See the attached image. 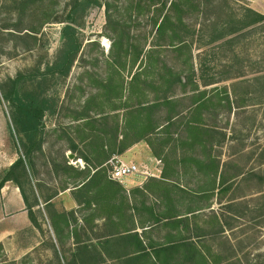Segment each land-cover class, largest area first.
<instances>
[{
  "label": "trees",
  "instance_id": "obj_1",
  "mask_svg": "<svg viewBox=\"0 0 264 264\" xmlns=\"http://www.w3.org/2000/svg\"><path fill=\"white\" fill-rule=\"evenodd\" d=\"M95 8L105 9V36L112 42L111 49L107 57L100 52L103 61L97 57L90 62L93 73L85 70L82 78L88 77L87 85H76L73 89V93L79 92L83 98L80 108L69 109L71 112L67 113L73 125L61 133L59 128L52 131L67 146L60 162L53 163L54 171L69 177L78 190L83 183H86L84 188L94 183L99 175L112 179L109 169L112 159L123 156L137 144L146 143L165 166L171 164V155L183 152L176 166L197 168L211 180V187L199 188L194 192L200 196L185 199V204H181L176 200L178 195L165 185L160 187V194L166 199L160 204L147 208L145 200H141V206H135L136 213L146 212L157 217L152 218L147 235L150 248L147 260L152 264H211L226 259L227 264H253L251 253L243 256L245 261L234 251L213 254L200 241L207 251L203 254L198 241L189 234L191 224L195 231L200 230V217L205 210H211L213 218L205 220L203 225L217 226V242L220 234L226 229L238 228L240 220H246L247 216L252 217L255 224H264L261 222L264 220V149L245 152L243 145L228 150L226 144L238 139L232 132L228 134L229 122L222 127L218 121L224 112L232 115L233 111L249 106V101L256 102L262 98L261 93H250L252 85L247 80L233 83L231 89L220 86L208 89L220 83L214 78L201 85L196 79L199 69L195 67L192 45L187 41V33H183V29L191 27L188 24L191 15L204 17L205 22L213 23L215 28L223 26L218 38L264 27V15L247 7L236 11L231 0H0V57L6 54V47L12 42L14 50L34 52L48 25L62 27L63 41L53 60L41 57L31 69L0 83V100L2 97L13 110L18 139L13 136L14 146L22 153L12 166L0 172V192L6 184L20 188L31 214L29 199L35 192V159L37 154L43 155L49 133L44 119L56 114L59 104V97L48 95L47 90L51 83L57 85L70 76L83 52L81 30ZM211 13L217 17L207 19ZM143 24L151 29L148 34L151 41L147 35L141 38L137 33V28ZM89 45L91 49L100 47L96 41ZM169 52L173 54L171 60L167 59ZM235 58L236 63H240ZM236 67L239 69L241 63L228 68ZM241 74L238 72L232 80H239ZM258 80H262L264 90V78ZM247 83L250 85L246 86ZM87 87L91 89L89 94ZM242 87H246L245 91ZM254 95L258 98L250 99ZM225 150L229 152L226 160L223 159ZM68 152L76 156V162L85 163L83 170L71 164ZM168 175L167 170L162 172L164 179H169ZM68 188L63 186L64 190ZM215 196L216 209L211 204L203 205ZM248 196L255 199L252 209L243 206ZM114 209L111 202H98L96 195H92L83 211L90 226L98 213L111 214ZM225 214L236 218H225ZM73 215L74 212L58 215V221L63 225V221ZM53 225L62 249L60 253L54 243H48L53 264L105 262L102 257L98 258L96 244L80 242L76 231L71 234L75 237V248L65 251L61 238L63 229L55 221ZM195 231L192 234L196 238L205 236ZM128 238L138 252L144 251L138 234ZM3 251L0 244V256ZM109 260L112 261V257Z\"/></svg>",
  "mask_w": 264,
  "mask_h": 264
},
{
  "label": "rangeland",
  "instance_id": "obj_2",
  "mask_svg": "<svg viewBox=\"0 0 264 264\" xmlns=\"http://www.w3.org/2000/svg\"><path fill=\"white\" fill-rule=\"evenodd\" d=\"M231 5L236 11L241 12L243 8L247 7L264 15V0H231ZM211 17L216 18L217 16L215 13H211L207 19ZM205 20L204 17L191 15L188 20V24L191 26L189 29L190 33L189 30L183 29L184 35L187 33V41L192 45L195 67L197 70L199 69L196 77L197 81L202 85L209 79L214 78L220 81V83L208 89H212L215 86L231 89L233 83L247 80L252 85L249 88L250 93L259 91L262 97L254 103L251 102L252 100L249 101L247 103L249 106L243 107L238 112L236 110L233 111L232 115L224 112L218 118L222 127H225L228 122L230 123L228 133L231 135L232 132V136L238 139L234 142L231 140L230 142L232 143L226 144L228 150L232 147L239 149L243 145L245 146L242 150H245L247 147L250 149V152L264 149V90L262 80H258V78H264V27L248 28L232 36L227 35L226 37L218 38L221 35V33H218L219 29L223 26L215 28L212 25L213 23H206ZM105 26V9H93L86 19L85 26L81 30L84 42L83 52L75 63L70 76L64 82L61 81L57 85L53 82L48 87V95L59 97L57 113L48 115L44 119L46 131L49 132L47 143L44 145V151L49 158L56 157L55 160L59 161L61 155L65 153L66 144L59 141L58 135L52 131L59 128L61 133L63 129L73 125L71 119L67 117V113L71 112L69 109L80 108V100L83 99L80 98L81 94L79 92L73 93L74 87L76 85L83 87L87 85V81H89L88 77L86 76L84 80L82 79L84 71L88 70L90 73H93V65L90 62L97 57L103 61V56L100 55V52H103L105 57L109 55L112 42L108 36H105ZM61 30L62 27L60 25L52 24L46 26L40 36L38 48L31 53H26L21 49L14 50V42L10 43L5 49L6 54L0 57V83L14 79L19 73L31 69L41 57H45L48 61L53 60L62 46ZM137 30L139 31L137 33L142 38L145 35L148 36L151 29L143 24ZM226 30L230 31L231 28L226 27ZM148 37L149 41H151V36ZM93 41L100 43V47L91 49L89 43ZM167 57V59L171 60L173 59V54L169 52ZM235 57L240 60L241 67L231 70L228 68L230 65L240 64L236 63L238 60H235ZM101 65L104 68L102 63ZM101 72L103 73L102 70ZM238 72L242 73L241 78L239 80H232L233 76H237ZM249 83L246 86L250 85ZM242 88L245 91L246 87ZM202 89L204 88L202 87ZM86 91L89 94L91 89L87 87ZM257 98L258 95H254L250 99ZM13 136L18 140L13 110L10 104L1 97L0 172L10 167L12 162H15L18 156L22 154L21 150L14 146L13 141L15 139L13 140ZM79 162L72 161L71 164L79 167L85 166L83 161ZM151 163L149 160H144L139 165L147 166L151 170V168H154V163ZM109 169L112 171L111 162ZM8 188L15 189L16 186L8 184ZM253 200L255 199L252 196H248L243 201V206H248L250 209L254 208L255 203ZM9 216H14V214ZM246 221L244 228L248 229V234L246 237L243 236V239L240 240L241 243L239 240H236L235 250L238 251L237 254H239L240 259L251 253L253 264H264V232L261 234L256 229V234L253 233L256 221L249 216L246 217ZM262 221L264 220L262 219ZM37 238L38 236H35V232L31 226L26 227L23 231L16 232L15 235L4 243L5 252H3L4 255L0 256V264H53L52 253L42 254L41 256L33 253L34 248L38 244ZM240 247L244 248L245 252L239 253ZM48 250L50 251V249H45V251ZM245 260L243 259V261Z\"/></svg>",
  "mask_w": 264,
  "mask_h": 264
},
{
  "label": "crops",
  "instance_id": "obj_3",
  "mask_svg": "<svg viewBox=\"0 0 264 264\" xmlns=\"http://www.w3.org/2000/svg\"><path fill=\"white\" fill-rule=\"evenodd\" d=\"M249 151L250 149L246 147L245 152ZM165 153H168V151L166 150ZM70 154L68 152L67 156L69 157ZM223 155V159L226 160L229 152L225 150ZM37 156L33 172L35 192L34 197L29 199V204L32 206L31 214L20 188H8V184H6L0 192V244L4 250L6 240L15 235L16 232L23 231L26 227L31 226L35 236H38L37 247L33 250L35 255L41 256L42 254L52 253L48 243H54L59 252L62 251L53 225V221H55L57 226L63 229L61 238L65 251L75 248V237L71 234L76 231V237L80 239V242L93 241L96 244L98 258L102 257L105 261L103 263L102 260L100 264H152L150 259L147 260V253L150 251L147 246L149 244L147 235L151 231L152 218L157 217L146 212L136 213L135 206L140 207L141 200H145L147 208H151L155 203L160 204L162 200L166 199L160 194V187L165 185L178 195L176 200L181 204H185V199L200 196V194L194 192L199 190V188L207 189L211 187V180L206 178L205 174L197 168L186 169L181 164L176 166V162L180 161L183 152L171 155V164L167 160L169 166H165V162H160L159 158L152 153L146 143L133 146L119 158L126 163L139 164L144 160H149L150 163L153 162L154 168H151L152 176H130L121 181H116L110 179L109 176L99 175L94 183L88 184L86 188H84L86 183H83L78 190L73 187L69 177L62 172L54 171L53 163L58 164L60 160H55L56 157H50L52 158L50 159L46 156L45 151L43 155L37 154ZM191 156L195 158L194 155ZM74 161H76V156ZM15 162H12L10 166ZM83 168L80 167L79 169L83 170ZM164 170H167L169 179L162 177ZM93 175L95 176V174ZM63 186L69 188L64 190ZM9 189L10 191H8ZM186 193L189 195H186ZM92 195H96L98 202L105 200L111 202L115 209L111 214L98 213L89 226L90 220L83 209L88 197ZM167 199H174V197H167ZM122 201L124 202L123 206H121ZM206 204H211L213 209H216V196L211 202L205 201L203 203V205ZM14 208L15 210H13ZM210 211L205 210L204 214H201V221L198 226L200 230L195 231L193 225L191 224L190 226L191 231L189 234L192 235L194 241H198L200 252L203 254L207 253L204 247L206 245L210 253L213 254H231L233 251L237 253L235 242L239 240L241 243L240 240L243 239V236H247L248 229L244 228V223L247 221L240 220V225L234 230L226 229L224 234H220V241L217 242V226L203 225L205 220H209L210 217L213 218ZM69 212H74V215L68 216L62 225L58 221L57 216ZM11 214H14V216H9ZM229 217L236 218L232 214H225V218ZM255 225L253 233L256 234L255 230L257 229V232L262 234L264 225ZM194 231L200 235L202 232L205 236L196 238L193 235ZM135 234H138L143 242L144 251L142 252H138L135 245L130 242L131 239L128 238ZM108 240L110 243H108ZM200 241L204 243V246L200 244ZM222 241L223 244H221ZM45 249H50L51 252L49 250L45 251ZM243 252H245V249L240 247L239 253ZM110 257H112V261L109 260ZM211 264H227V261L225 259L221 263L212 262Z\"/></svg>",
  "mask_w": 264,
  "mask_h": 264
},
{
  "label": "built area",
  "instance_id": "obj_4",
  "mask_svg": "<svg viewBox=\"0 0 264 264\" xmlns=\"http://www.w3.org/2000/svg\"><path fill=\"white\" fill-rule=\"evenodd\" d=\"M160 164V162H158ZM111 178L121 181L130 176H152L151 170L147 166H140L135 163H126L119 157H114L111 161Z\"/></svg>",
  "mask_w": 264,
  "mask_h": 264
},
{
  "label": "water",
  "instance_id": "obj_5",
  "mask_svg": "<svg viewBox=\"0 0 264 264\" xmlns=\"http://www.w3.org/2000/svg\"><path fill=\"white\" fill-rule=\"evenodd\" d=\"M68 158H69V160H71V161H74V160H75V156L72 155V154H70Z\"/></svg>",
  "mask_w": 264,
  "mask_h": 264
}]
</instances>
